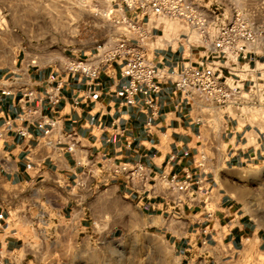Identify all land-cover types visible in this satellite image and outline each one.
Instances as JSON below:
<instances>
[{"label":"crops","instance_id":"crops-1","mask_svg":"<svg viewBox=\"0 0 264 264\" xmlns=\"http://www.w3.org/2000/svg\"><path fill=\"white\" fill-rule=\"evenodd\" d=\"M0 7L7 17L9 0ZM24 35L0 28V264H93L100 243V264H120L128 229L149 250L146 264H248L264 254V202L251 187L264 170V119L244 126L217 110L220 122L207 128L195 117L209 110L172 81L161 84L154 110L143 94L131 105L120 61L102 63L96 77L71 72L66 62L81 54L39 50L29 60ZM197 56L181 41L153 53L176 70ZM122 162L143 163L150 181L105 168ZM188 176L190 201L169 182Z\"/></svg>","mask_w":264,"mask_h":264},{"label":"built area","instance_id":"built-area-1","mask_svg":"<svg viewBox=\"0 0 264 264\" xmlns=\"http://www.w3.org/2000/svg\"><path fill=\"white\" fill-rule=\"evenodd\" d=\"M245 1L238 5L233 0H112L115 7L109 13H121L116 24L124 25L127 33L110 48L99 45L93 55L68 59L65 68L96 77L102 63L120 61L121 75L127 79L124 96L131 105L143 94L154 110L161 84L172 81L196 109L209 110L208 116L198 113L195 117L207 128H212L217 110L226 119L257 126L264 119V57L259 58L264 48V0ZM179 41L190 54L198 52L197 60H188L178 70L160 67L153 59L154 51L173 48ZM49 97L59 102V85ZM76 142L71 140L69 151ZM205 160L202 152L198 167L203 168ZM105 166L142 186L151 179L141 162ZM169 182L179 192L190 191L184 199L194 197L190 176L180 182L171 177ZM177 201L184 202L180 197Z\"/></svg>","mask_w":264,"mask_h":264},{"label":"rangeland","instance_id":"rangeland-1","mask_svg":"<svg viewBox=\"0 0 264 264\" xmlns=\"http://www.w3.org/2000/svg\"><path fill=\"white\" fill-rule=\"evenodd\" d=\"M233 1L238 5L246 2ZM112 3L111 0H9L10 14L7 17L0 7V28L7 27L18 34L26 33L24 43L29 60L37 58L41 50L50 52V56L54 57L67 53L85 57L95 54L99 45L114 44L118 33L123 30L124 25L116 24L121 13L115 10L109 13L115 7ZM253 173L252 190L264 202V170ZM121 241L128 246V250L116 247L124 252L120 264H146L149 250L145 244H134L129 229ZM103 247L101 243L93 247V264H100ZM263 262L264 254L248 264ZM172 264H175L174 260Z\"/></svg>","mask_w":264,"mask_h":264},{"label":"bare ground","instance_id":"bare-ground-1","mask_svg":"<svg viewBox=\"0 0 264 264\" xmlns=\"http://www.w3.org/2000/svg\"><path fill=\"white\" fill-rule=\"evenodd\" d=\"M80 7H84V5L80 4ZM106 19H107V15H106ZM219 119H220L219 116H215V117H213V119H212V120H213V123H214V122H215V123H216V122L218 123ZM221 121H222V120H221ZM217 123H216V124H217Z\"/></svg>","mask_w":264,"mask_h":264}]
</instances>
